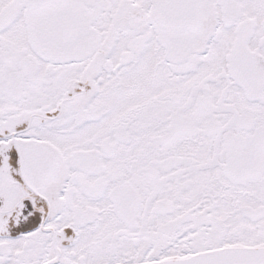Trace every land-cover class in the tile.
Here are the masks:
<instances>
[{"label": "snow or ice", "instance_id": "obj_1", "mask_svg": "<svg viewBox=\"0 0 264 264\" xmlns=\"http://www.w3.org/2000/svg\"><path fill=\"white\" fill-rule=\"evenodd\" d=\"M0 264H264V0H0Z\"/></svg>", "mask_w": 264, "mask_h": 264}]
</instances>
